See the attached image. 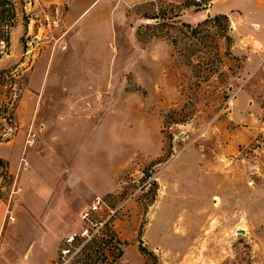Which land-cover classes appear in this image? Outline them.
Masks as SVG:
<instances>
[{
  "label": "rangeland",
  "instance_id": "1",
  "mask_svg": "<svg viewBox=\"0 0 264 264\" xmlns=\"http://www.w3.org/2000/svg\"><path fill=\"white\" fill-rule=\"evenodd\" d=\"M14 1L0 264H53L96 195L71 264H264V0Z\"/></svg>",
  "mask_w": 264,
  "mask_h": 264
},
{
  "label": "built area",
  "instance_id": "2",
  "mask_svg": "<svg viewBox=\"0 0 264 264\" xmlns=\"http://www.w3.org/2000/svg\"><path fill=\"white\" fill-rule=\"evenodd\" d=\"M117 211L103 197L96 195L92 203L81 212L84 226L63 238L58 257L53 264H71L91 243L102 236L103 230Z\"/></svg>",
  "mask_w": 264,
  "mask_h": 264
},
{
  "label": "trees",
  "instance_id": "3",
  "mask_svg": "<svg viewBox=\"0 0 264 264\" xmlns=\"http://www.w3.org/2000/svg\"><path fill=\"white\" fill-rule=\"evenodd\" d=\"M228 21V17L223 15ZM18 21L17 5L14 0H0V58L10 48L11 32ZM12 69H3L0 71V77L4 74L12 73Z\"/></svg>",
  "mask_w": 264,
  "mask_h": 264
},
{
  "label": "crops",
  "instance_id": "4",
  "mask_svg": "<svg viewBox=\"0 0 264 264\" xmlns=\"http://www.w3.org/2000/svg\"><path fill=\"white\" fill-rule=\"evenodd\" d=\"M70 1H71V4H70V10H71L73 9L74 5H73V0H70ZM253 11L254 12L256 11V12L253 15L252 21L254 25L256 24V26H258V29L257 31L255 30L253 31L252 29H251L252 31L248 30V33L258 34L259 32H262L264 28V21L262 19V17H264V8L262 7V5L256 4ZM247 26H250V24ZM233 101L236 105L233 111L234 117L238 120L248 121L249 126L246 127V129H248V134H250V136H254L256 134V131L252 129L253 127L252 124L256 116L255 117L248 116L249 114H247V112H250L251 109H249L248 111L244 110V107L246 105H251V102L249 100L247 101V96L244 93L239 95L238 98H235Z\"/></svg>",
  "mask_w": 264,
  "mask_h": 264
}]
</instances>
